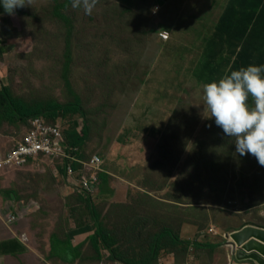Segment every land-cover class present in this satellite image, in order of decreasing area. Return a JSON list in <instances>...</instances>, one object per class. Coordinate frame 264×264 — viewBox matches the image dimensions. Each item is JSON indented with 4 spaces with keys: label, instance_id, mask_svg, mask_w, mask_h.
Here are the masks:
<instances>
[{
    "label": "rangeland",
    "instance_id": "374dc122",
    "mask_svg": "<svg viewBox=\"0 0 264 264\" xmlns=\"http://www.w3.org/2000/svg\"><path fill=\"white\" fill-rule=\"evenodd\" d=\"M68 2L25 3L16 15L0 17V88L10 87L28 105H68L79 96L80 108L65 124L87 129L85 158L97 155L107 167L123 160L128 174L112 169L125 177L126 190L116 194L106 183L86 196L44 165L3 172L0 240L18 237L43 249L55 238L73 247L70 232L85 227L94 236L98 226L117 254L136 264L153 250L150 264H188V254L192 264L237 263L226 235L249 225L264 229V166L251 155L239 156L235 138L209 119L203 89L191 79L193 64L185 68L182 53L155 41L160 23L152 0H97L91 15ZM188 19L197 29L195 17ZM163 58L168 74L153 81L163 80L171 91L163 100L172 103L171 120L155 142H147L124 124L139 87ZM26 124L0 121V148L20 140ZM210 228L217 238L208 235ZM92 237L75 247L80 257L73 264H116ZM194 243L219 247L196 253ZM45 253L44 264H68Z\"/></svg>",
    "mask_w": 264,
    "mask_h": 264
},
{
    "label": "crops",
    "instance_id": "0c3cea01",
    "mask_svg": "<svg viewBox=\"0 0 264 264\" xmlns=\"http://www.w3.org/2000/svg\"><path fill=\"white\" fill-rule=\"evenodd\" d=\"M38 1L50 0H23V3L31 4ZM52 1L59 3L60 5H58L60 7H64V5L68 4V1L70 0ZM228 2L229 0H152L153 7L157 11L154 10L155 12L153 11L152 15L155 16L158 13L155 22L160 23H158L160 27L158 34L166 32L169 36L167 42H161L156 35L155 41L161 49L168 48L171 50L175 48L173 50L174 52L178 51V53H182V56L179 59L185 60V68L188 67V65L193 64L191 69L194 71L200 61L205 43L214 32ZM18 11L19 8L15 9L14 13L9 15L0 8V17H12L16 15ZM189 16L195 17V20L199 22V24H197V29L195 28V23L189 24L188 21L191 22V20L188 19ZM195 20L193 21L195 22ZM198 54H200L199 57ZM164 59L167 60L166 58L160 59L159 62L161 63V66H159L156 71L155 69L151 70L142 87H139L124 124V130H131L130 132L133 133L138 132L147 142H155V140L165 132L171 120L172 103L169 101L167 105V103L163 102L165 97L170 96L171 91L168 89L165 90L167 86H165L166 84H162V82H164L163 80H157L156 82L153 81L156 79L157 75L168 74L169 66L163 64L165 62ZM166 70L167 72L165 73ZM193 71L191 70L190 72L191 79L194 84L202 87L203 84L198 83L192 76ZM159 84L163 86L162 91H165V94L157 96V98L154 99V95H156L157 92H162L161 90H158L160 88ZM113 150L118 152L117 148H113ZM103 154H105V152H102V155ZM105 155H107V153ZM115 163L116 166L108 165L107 167L106 162L104 161L103 174H101L104 178L101 180L100 177L99 187L101 188L107 183L108 189L117 194L126 190L125 183L127 181L125 180V177L116 175L112 168L118 169L122 173L128 174V172L125 171L123 160H119ZM246 227H250V225L244 226L233 233L239 232ZM254 227L261 229L256 226ZM70 235L72 236V244L75 248L85 246V243L90 240L93 233L85 227H80L78 229L75 228L74 231L70 232ZM212 239H214V237H212ZM29 242L26 243L23 239L18 237L0 240V251L17 249V247L21 248V253L15 255H0V264H44V257L46 255L45 251L50 257L52 245L48 243V245L42 249L40 245H38L37 248L34 246L32 247V245H29ZM226 251L228 252V250ZM201 252L205 253L208 252V250L196 251V253ZM188 255H190L188 264L194 263L192 262L191 254ZM233 264L239 263L237 262ZM243 264L254 263L245 262Z\"/></svg>",
    "mask_w": 264,
    "mask_h": 264
},
{
    "label": "trees",
    "instance_id": "16d2710c",
    "mask_svg": "<svg viewBox=\"0 0 264 264\" xmlns=\"http://www.w3.org/2000/svg\"><path fill=\"white\" fill-rule=\"evenodd\" d=\"M250 64L264 65V0H229L214 32L206 41L200 61L194 69L192 76L201 84L219 80L222 76L240 67ZM65 78V75H64ZM66 85L70 90V83L66 79ZM251 99L249 104L252 105ZM81 100L75 96L74 103L60 105L56 102L47 105H28L13 96L10 87L0 88V121L6 123H24L36 117H44L47 120L68 118L75 115L76 108H80ZM26 124V126H27ZM77 125L73 124L66 133L72 145L85 147L87 129L77 133ZM103 180V176H100ZM89 197L85 198L88 199ZM90 199V198H89ZM89 203V201L87 202ZM93 222L97 221V215L91 204L87 206ZM171 237V234L168 233ZM94 237V238H93ZM91 241H98L104 251L109 255V261L120 264H136L123 260L114 247V241L106 236L98 226L95 229ZM158 238V237H157ZM174 244H180L177 238H172ZM96 244V243H95ZM186 245H189L186 243ZM96 246H98L96 244ZM198 250H211L219 246L211 244H191ZM1 248V247H0ZM79 249L73 248L70 243H59L53 238L52 256L62 262L73 264L79 257ZM21 248L6 249L0 251V255L21 253ZM98 250V247H95ZM156 258L153 250L149 256L138 264H150Z\"/></svg>",
    "mask_w": 264,
    "mask_h": 264
},
{
    "label": "clouds",
    "instance_id": "9594fccd",
    "mask_svg": "<svg viewBox=\"0 0 264 264\" xmlns=\"http://www.w3.org/2000/svg\"><path fill=\"white\" fill-rule=\"evenodd\" d=\"M96 2L71 0V6L82 7L91 15ZM23 6V0H0V8L9 15ZM202 89L209 119H214L225 137L235 138V152L241 157L251 155L264 166V65L232 70L219 80L204 83Z\"/></svg>",
    "mask_w": 264,
    "mask_h": 264
},
{
    "label": "built area",
    "instance_id": "2783aa9c",
    "mask_svg": "<svg viewBox=\"0 0 264 264\" xmlns=\"http://www.w3.org/2000/svg\"><path fill=\"white\" fill-rule=\"evenodd\" d=\"M158 38L161 42H167L169 36L166 32H161ZM65 119H30L20 140L11 148H0V174L18 168L44 165L56 177L66 179L78 192L86 196L94 195L98 191L99 177L103 174V159L97 155L85 158V147L71 144L66 133L72 125H77V133L82 132L74 121L71 126H66ZM14 221L15 217L8 220L9 223ZM207 233L214 238L218 236V232L213 228Z\"/></svg>",
    "mask_w": 264,
    "mask_h": 264
},
{
    "label": "water",
    "instance_id": "95a60500",
    "mask_svg": "<svg viewBox=\"0 0 264 264\" xmlns=\"http://www.w3.org/2000/svg\"><path fill=\"white\" fill-rule=\"evenodd\" d=\"M226 240L239 264L245 262L264 264V230L246 227L239 232L226 235Z\"/></svg>",
    "mask_w": 264,
    "mask_h": 264
}]
</instances>
